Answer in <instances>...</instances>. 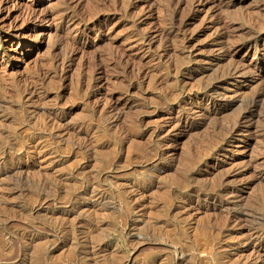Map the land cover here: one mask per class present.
<instances>
[{
  "label": "rangeland",
  "instance_id": "374dc122",
  "mask_svg": "<svg viewBox=\"0 0 264 264\" xmlns=\"http://www.w3.org/2000/svg\"><path fill=\"white\" fill-rule=\"evenodd\" d=\"M0 264H264V0H0Z\"/></svg>",
  "mask_w": 264,
  "mask_h": 264
},
{
  "label": "bare ground",
  "instance_id": "6f19581e",
  "mask_svg": "<svg viewBox=\"0 0 264 264\" xmlns=\"http://www.w3.org/2000/svg\"><path fill=\"white\" fill-rule=\"evenodd\" d=\"M176 2V1H175ZM69 16V15H68ZM68 19V18H67ZM64 22V21H63ZM235 70V69H234ZM230 72H231V70H230ZM232 72H234V71H232ZM238 73V72H237ZM232 75V74H231ZM35 88V87H34ZM29 89V88H28ZM27 93H30V92H27ZM31 93H32V90H31ZM35 93V92H34ZM29 95V94H28ZM30 97V96H29ZM59 236V235H58ZM57 237V236H56Z\"/></svg>",
  "mask_w": 264,
  "mask_h": 264
}]
</instances>
